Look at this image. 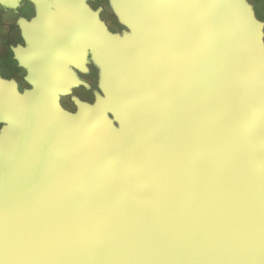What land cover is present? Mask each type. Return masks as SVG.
I'll return each instance as SVG.
<instances>
[{
    "label": "water",
    "instance_id": "1",
    "mask_svg": "<svg viewBox=\"0 0 264 264\" xmlns=\"http://www.w3.org/2000/svg\"><path fill=\"white\" fill-rule=\"evenodd\" d=\"M136 2L140 44L108 56L121 132L0 79V264H264L260 26L243 0Z\"/></svg>",
    "mask_w": 264,
    "mask_h": 264
},
{
    "label": "flooded vegetation",
    "instance_id": "2",
    "mask_svg": "<svg viewBox=\"0 0 264 264\" xmlns=\"http://www.w3.org/2000/svg\"><path fill=\"white\" fill-rule=\"evenodd\" d=\"M56 3L58 14L49 3H0V78L27 100L40 76L41 82L56 87L51 95L60 110L72 115L76 99L91 104L106 95L98 82L107 80L108 20L115 26L117 21L112 12L109 16V0ZM72 5L75 16L70 19L65 13Z\"/></svg>",
    "mask_w": 264,
    "mask_h": 264
},
{
    "label": "rangeland",
    "instance_id": "3",
    "mask_svg": "<svg viewBox=\"0 0 264 264\" xmlns=\"http://www.w3.org/2000/svg\"><path fill=\"white\" fill-rule=\"evenodd\" d=\"M34 3H49L50 5H54V11L58 14L57 0H30ZM249 11L254 18V20L259 24L261 31V40L264 44V0H243ZM2 1H0L1 3ZM136 0H109V16L110 12L115 15L117 26L114 25V21L109 18V30L107 34L108 38V50H107V65L104 66L106 69V73L103 75L107 76L106 82L104 80L99 81V86L102 91L105 90L106 95L96 96L94 102L87 103L84 101H80L78 99L76 102V106L78 104H83L88 106L89 108H95L97 105L103 109L106 114L107 119L109 120L111 127L114 128L117 132H121V121L120 117L117 116L115 111L113 110L111 104L108 100L107 91L112 89V81L114 79L113 74L111 73L109 66V53L115 51L117 48H127V49H135L140 44V39L135 31L134 21L131 17L130 6L136 5ZM51 6V7H52ZM60 12V11H59ZM61 16L64 14L61 13ZM105 72V71H104ZM2 80V78H0ZM3 82L7 80H2ZM9 83V81H7ZM78 111V106L77 110ZM8 128L5 123L0 122V134L3 129Z\"/></svg>",
    "mask_w": 264,
    "mask_h": 264
},
{
    "label": "bare ground",
    "instance_id": "4",
    "mask_svg": "<svg viewBox=\"0 0 264 264\" xmlns=\"http://www.w3.org/2000/svg\"><path fill=\"white\" fill-rule=\"evenodd\" d=\"M12 129H14V128H12Z\"/></svg>",
    "mask_w": 264,
    "mask_h": 264
}]
</instances>
